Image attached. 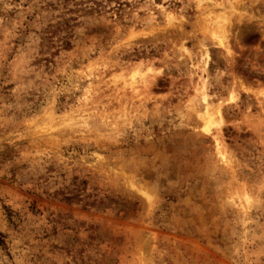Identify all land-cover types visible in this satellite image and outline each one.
Masks as SVG:
<instances>
[{"label": "rangeland", "instance_id": "374dc122", "mask_svg": "<svg viewBox=\"0 0 264 264\" xmlns=\"http://www.w3.org/2000/svg\"><path fill=\"white\" fill-rule=\"evenodd\" d=\"M0 264H264V0H0Z\"/></svg>", "mask_w": 264, "mask_h": 264}, {"label": "bare ground", "instance_id": "6f19581e", "mask_svg": "<svg viewBox=\"0 0 264 264\" xmlns=\"http://www.w3.org/2000/svg\"><path fill=\"white\" fill-rule=\"evenodd\" d=\"M219 43L220 44H222L223 42H222V38L220 37L219 38ZM222 45H224V47H226L227 48V44H222ZM138 72H134V74H132V83H134L136 80L134 79V75L135 74H137ZM141 75H143V74H141ZM141 75H140V77H141ZM143 77V76H142ZM131 83V84H132ZM209 96V95H208ZM202 98H203V101H206V94L203 92V94H202ZM206 104H209V103H207V101H206ZM211 106V105H210ZM206 112L208 111V108H207V105H206ZM204 110V111H205ZM217 110V109H216ZM209 116H211V115H209ZM207 116L205 115V118H206ZM208 118V117H207ZM209 120H207L206 121V119H205V121L204 122H206V123H204V125L202 126V128H203V130L205 131V132H209L210 131V124L211 123H209V121L211 122V119H210V117L208 118ZM213 121V120H212ZM212 125V124H211ZM219 154H220V158H221V160H223L224 159V154H222L221 152H219Z\"/></svg>", "mask_w": 264, "mask_h": 264}]
</instances>
